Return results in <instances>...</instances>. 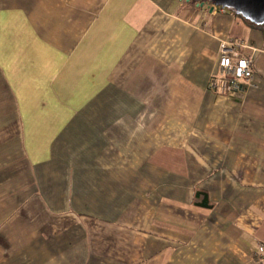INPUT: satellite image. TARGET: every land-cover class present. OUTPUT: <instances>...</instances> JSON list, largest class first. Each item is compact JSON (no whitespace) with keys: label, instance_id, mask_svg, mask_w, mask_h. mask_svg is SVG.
<instances>
[{"label":"crops","instance_id":"crops-1","mask_svg":"<svg viewBox=\"0 0 264 264\" xmlns=\"http://www.w3.org/2000/svg\"><path fill=\"white\" fill-rule=\"evenodd\" d=\"M201 3L0 0V264H264V31Z\"/></svg>","mask_w":264,"mask_h":264},{"label":"built area","instance_id":"built-area-1","mask_svg":"<svg viewBox=\"0 0 264 264\" xmlns=\"http://www.w3.org/2000/svg\"><path fill=\"white\" fill-rule=\"evenodd\" d=\"M238 46L235 42H222L219 46L218 74L225 83L224 92L228 96L243 94L253 79L251 60L239 56L235 50ZM209 87L215 89L214 82H210ZM259 252H263V247H259Z\"/></svg>","mask_w":264,"mask_h":264},{"label":"water","instance_id":"water-1","mask_svg":"<svg viewBox=\"0 0 264 264\" xmlns=\"http://www.w3.org/2000/svg\"><path fill=\"white\" fill-rule=\"evenodd\" d=\"M202 1L201 7L209 3L213 7L227 9L248 19L255 25L264 24V0H195Z\"/></svg>","mask_w":264,"mask_h":264},{"label":"trees","instance_id":"trees-1","mask_svg":"<svg viewBox=\"0 0 264 264\" xmlns=\"http://www.w3.org/2000/svg\"><path fill=\"white\" fill-rule=\"evenodd\" d=\"M236 15H237V14H236ZM237 16H239L240 18H242L247 24H249V25H251V26H253V27L259 29L260 31H264V24H261V25H255V24H253L252 22H250L248 19L243 18V17L240 16V15H237ZM195 197H196V196H195Z\"/></svg>","mask_w":264,"mask_h":264}]
</instances>
